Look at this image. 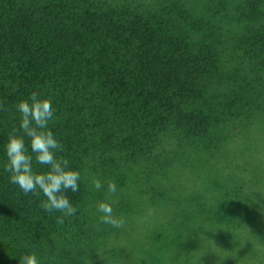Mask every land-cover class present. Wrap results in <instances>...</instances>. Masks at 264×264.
Wrapping results in <instances>:
<instances>
[{"label": "trees", "instance_id": "obj_1", "mask_svg": "<svg viewBox=\"0 0 264 264\" xmlns=\"http://www.w3.org/2000/svg\"><path fill=\"white\" fill-rule=\"evenodd\" d=\"M33 91L80 172L72 216L3 170ZM100 202L122 227L100 222ZM215 234L230 248L264 234V0H0V264L164 263L156 248Z\"/></svg>", "mask_w": 264, "mask_h": 264}, {"label": "clouds", "instance_id": "obj_2", "mask_svg": "<svg viewBox=\"0 0 264 264\" xmlns=\"http://www.w3.org/2000/svg\"><path fill=\"white\" fill-rule=\"evenodd\" d=\"M15 110L20 114L18 131L21 134L17 135L14 130L3 146L6 157L3 170L9 174V182L18 186L24 194H42L41 208L45 212H60L63 216L76 214L77 209L66 193L69 190L72 193L79 191L80 172L71 170L67 159L57 157V153L63 151V145L49 128V123L55 118L52 101L33 91L28 99L15 105ZM33 160L36 164L47 166L48 170L34 171ZM91 184L95 190L104 188L99 179H93ZM106 191L115 194L116 184L107 182ZM96 212L102 224L113 228H120L124 224L123 218L113 214L111 203H98ZM57 222L62 224L63 217H58ZM18 264H40V261L36 254L29 253L21 255Z\"/></svg>", "mask_w": 264, "mask_h": 264}, {"label": "rangeland", "instance_id": "obj_3", "mask_svg": "<svg viewBox=\"0 0 264 264\" xmlns=\"http://www.w3.org/2000/svg\"><path fill=\"white\" fill-rule=\"evenodd\" d=\"M143 189V188H142ZM144 199L145 197L140 194ZM150 197V195H149ZM143 199V200H144ZM144 208V207H143ZM143 210V209H142ZM151 221V214L147 215L146 219L143 223H140L138 227H145ZM151 226V225H150ZM157 230L154 231L156 233ZM129 234H137L138 231L132 233V231H128ZM226 234V233H225ZM207 234L204 233V236ZM219 239V242L210 241L206 239V237L200 235V241L202 244L195 243L196 248H191L190 246H186L184 250H165L160 246L155 250L159 252V250L164 255L162 260L164 263H160L156 260L152 264H264V234L260 237H251L248 239V242H243L240 245L233 244L232 248L228 246L231 244L226 242L224 238H220L221 235L216 236ZM147 246L143 247L144 249H150V244L146 243ZM121 254L126 255V250L120 251ZM152 255L158 257V254L154 252L152 248ZM117 264H126L120 263V260H116ZM147 264V262H146Z\"/></svg>", "mask_w": 264, "mask_h": 264}]
</instances>
